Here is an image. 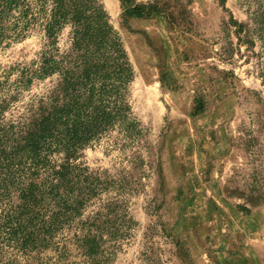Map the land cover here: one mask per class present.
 <instances>
[{"label": "rangeland", "instance_id": "obj_1", "mask_svg": "<svg viewBox=\"0 0 264 264\" xmlns=\"http://www.w3.org/2000/svg\"><path fill=\"white\" fill-rule=\"evenodd\" d=\"M182 1L191 32L163 16L125 19L118 0H101L135 71L129 102L142 136L117 146L114 133L76 164L106 181L99 198L131 220L109 264H264V202L253 207L224 191L254 189L264 200V0ZM44 43L33 31L3 45L0 81L38 62ZM57 80L35 79L6 118ZM57 245L58 233L33 253L35 264H59ZM71 254L70 264H84L73 246Z\"/></svg>", "mask_w": 264, "mask_h": 264}, {"label": "trees", "instance_id": "obj_2", "mask_svg": "<svg viewBox=\"0 0 264 264\" xmlns=\"http://www.w3.org/2000/svg\"><path fill=\"white\" fill-rule=\"evenodd\" d=\"M118 1L125 19L163 16L172 28L192 31L182 0ZM33 31L45 40L38 62L21 68L13 82L0 81V264H35L33 253L49 248L57 233L59 264L71 263L72 246L84 264H109L131 220L117 203L99 198L106 181L76 161L114 133L117 146L141 138L129 102L135 71L101 0H0V48ZM54 75L57 84L47 96L6 118L35 79ZM252 190L224 188L257 207L264 200Z\"/></svg>", "mask_w": 264, "mask_h": 264}]
</instances>
